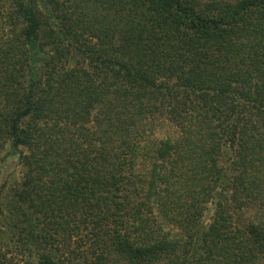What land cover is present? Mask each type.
<instances>
[{
    "label": "trees",
    "instance_id": "obj_1",
    "mask_svg": "<svg viewBox=\"0 0 264 264\" xmlns=\"http://www.w3.org/2000/svg\"><path fill=\"white\" fill-rule=\"evenodd\" d=\"M10 157L0 264H264V0H0Z\"/></svg>",
    "mask_w": 264,
    "mask_h": 264
},
{
    "label": "rangeland",
    "instance_id": "obj_2",
    "mask_svg": "<svg viewBox=\"0 0 264 264\" xmlns=\"http://www.w3.org/2000/svg\"><path fill=\"white\" fill-rule=\"evenodd\" d=\"M44 59L45 57L42 56V55H39L37 56V59H36V62H35V66L37 68V70L40 72L42 71L43 69V63H44ZM7 162L4 164H0V172H1V175H5L7 172L13 170L14 168V165H15V161H16V158L15 157H10L8 159H6ZM215 201L216 199H212L211 201H209L206 205V209L204 210L203 212V215H202V223L203 224H207L210 220V217L213 213V209H214V206H215Z\"/></svg>",
    "mask_w": 264,
    "mask_h": 264
}]
</instances>
